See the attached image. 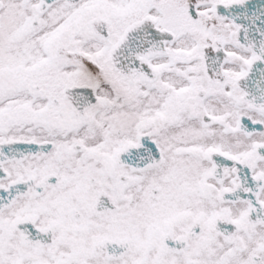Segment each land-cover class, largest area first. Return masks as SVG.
<instances>
[{"label": "snow or ice", "instance_id": "obj_1", "mask_svg": "<svg viewBox=\"0 0 264 264\" xmlns=\"http://www.w3.org/2000/svg\"><path fill=\"white\" fill-rule=\"evenodd\" d=\"M0 264H264V0H0Z\"/></svg>", "mask_w": 264, "mask_h": 264}]
</instances>
